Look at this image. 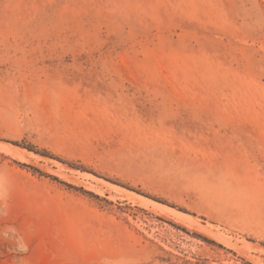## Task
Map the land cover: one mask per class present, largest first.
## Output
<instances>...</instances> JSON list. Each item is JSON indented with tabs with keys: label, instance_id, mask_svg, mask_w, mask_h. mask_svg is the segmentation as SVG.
I'll return each mask as SVG.
<instances>
[{
	"label": "rangeland",
	"instance_id": "obj_1",
	"mask_svg": "<svg viewBox=\"0 0 264 264\" xmlns=\"http://www.w3.org/2000/svg\"><path fill=\"white\" fill-rule=\"evenodd\" d=\"M0 264H264V0H0Z\"/></svg>",
	"mask_w": 264,
	"mask_h": 264
},
{
	"label": "bare ground",
	"instance_id": "obj_2",
	"mask_svg": "<svg viewBox=\"0 0 264 264\" xmlns=\"http://www.w3.org/2000/svg\"><path fill=\"white\" fill-rule=\"evenodd\" d=\"M4 148H6V151L8 153H12V151H14L11 147H8L6 145H2ZM20 154H25V151L22 150L20 151ZM87 178H91V176L89 175H86ZM112 186V185H111ZM114 189L118 192L122 191L121 189L117 188V187H114ZM129 195L132 196V198H135V199H138L140 200L143 204L145 205H149V206H152L154 207L155 209L161 211L163 214H169L172 219L174 220H177V221H189V222H194V219L191 217V216H188L186 214H183V213H180V212H177L175 211L174 209H171L165 205H162V204H159V203H154L152 201H149L143 197H140L136 194H133V193H130ZM134 199V200H135Z\"/></svg>",
	"mask_w": 264,
	"mask_h": 264
}]
</instances>
